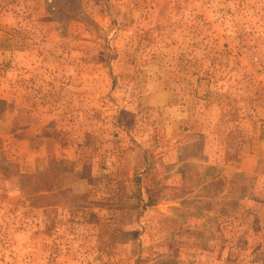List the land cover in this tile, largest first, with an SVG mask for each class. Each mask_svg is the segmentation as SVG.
Instances as JSON below:
<instances>
[{
    "label": "rangeland",
    "instance_id": "1",
    "mask_svg": "<svg viewBox=\"0 0 264 264\" xmlns=\"http://www.w3.org/2000/svg\"><path fill=\"white\" fill-rule=\"evenodd\" d=\"M0 97V264H264V0H0Z\"/></svg>",
    "mask_w": 264,
    "mask_h": 264
},
{
    "label": "crops",
    "instance_id": "2",
    "mask_svg": "<svg viewBox=\"0 0 264 264\" xmlns=\"http://www.w3.org/2000/svg\"><path fill=\"white\" fill-rule=\"evenodd\" d=\"M0 98H1V97H0ZM1 99H2V98H1ZM0 123H1V121H0ZM0 145H1V143H0ZM23 172H25L26 175H28V174L31 172V169H30V170L27 169L26 171H22V173H23ZM28 196H29V195H27V198H29ZM29 203H30V202H29L28 199H27V200H26V204H25V207H26L25 210H26L27 212L29 211V209H30L31 206H32V204L29 205ZM42 208H45V206H43ZM27 220H29V223H30L29 226H30V225L32 226V225L34 224V220H35L34 218H29V217H27ZM31 226H30V227H31Z\"/></svg>",
    "mask_w": 264,
    "mask_h": 264
}]
</instances>
